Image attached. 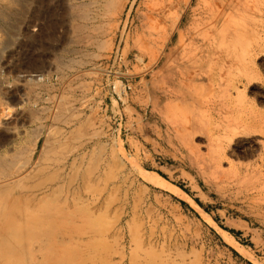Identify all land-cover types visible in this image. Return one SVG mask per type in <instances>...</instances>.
<instances>
[{"label": "rangeland", "instance_id": "374dc122", "mask_svg": "<svg viewBox=\"0 0 264 264\" xmlns=\"http://www.w3.org/2000/svg\"><path fill=\"white\" fill-rule=\"evenodd\" d=\"M223 1L0 0V264H264V0Z\"/></svg>", "mask_w": 264, "mask_h": 264}, {"label": "bare ground", "instance_id": "6f19581e", "mask_svg": "<svg viewBox=\"0 0 264 264\" xmlns=\"http://www.w3.org/2000/svg\"><path fill=\"white\" fill-rule=\"evenodd\" d=\"M228 7H231L232 8V11H233V14H232V16H233V18H234V21H233V23L237 26H243V24H244V19H242L240 16L238 17V14H237V16L236 15H234V12H240L241 10H243V9H245L246 8V0H224L222 3H221V8L219 9V8H217L216 7V5H214L213 3H210V8L213 10V11H211V14L209 15V16H207V17H205V19H204V24L206 25V26H211V25H213L215 22H216V20H217V16H218V14L221 12V13H223V9L224 8H228ZM220 15H222V14H220ZM229 16V15H228ZM219 35H220V39L222 40V41H224L225 39H227V38H229V37H234L236 34H235V31L234 30H231L230 32H228V31H223L222 33H219ZM233 52V51H232ZM232 54V53H231ZM222 59H228V60H232L233 59V55H230V53L228 54V52L226 53V54H224L223 56H222ZM210 132H212V130L210 131ZM212 134V133H211ZM143 177H144V179H146V180H148V179H150L149 178V176L147 175V174H143ZM12 207L10 208V211L12 212ZM8 215L10 216L11 214H9L8 213ZM6 216V215H5ZM2 219H4V218H2ZM5 220H7V219H5ZM4 230L5 231H7V232H13V228H12V226H9V225H7V226H5V228H4Z\"/></svg>", "mask_w": 264, "mask_h": 264}]
</instances>
